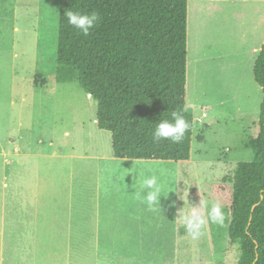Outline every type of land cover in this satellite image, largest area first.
Wrapping results in <instances>:
<instances>
[{
  "label": "rangeland",
  "instance_id": "obj_1",
  "mask_svg": "<svg viewBox=\"0 0 264 264\" xmlns=\"http://www.w3.org/2000/svg\"><path fill=\"white\" fill-rule=\"evenodd\" d=\"M225 5L227 12L216 22L223 35L213 43L208 30L209 19L215 18L209 14L211 3L204 0L199 8L195 2L189 4L186 108L193 116L190 158L187 162H163L113 159L111 134L96 125V101L77 83L55 82L59 0H0V264L81 262L79 255L54 253L66 240L55 230L48 232L36 252L30 229L32 205L37 199L43 217L50 219L59 211L72 218L85 209L87 245L92 246L96 232L99 245H103L107 231L100 230V224L88 214L95 203L93 187L106 182L125 189L116 195L117 202L125 207L138 204L143 217L148 218L147 222L120 224L114 241L126 247V240L140 237L143 252L108 258L87 254L82 255L81 264L237 263L239 247L228 238L225 211L223 226L209 223L213 248L208 245L209 238L202 251L189 243L178 262L168 244L173 240V225L167 221L177 178L183 184V211L189 208L188 197L194 187L195 203L203 201L210 208L212 203L203 198L204 182L232 176L238 163L254 159L249 146L253 126L234 111L245 104L240 102L243 95L248 112L259 117L263 94L252 71L245 72L243 64L264 42V0H235ZM210 47L225 53L227 60L222 65L203 57ZM227 96L236 101L222 106L220 102ZM103 156L106 161H101ZM113 167L118 170L107 172ZM153 174L166 185L157 211H149L133 198L139 191L138 179ZM109 244H113L111 240Z\"/></svg>",
  "mask_w": 264,
  "mask_h": 264
},
{
  "label": "trees",
  "instance_id": "obj_2",
  "mask_svg": "<svg viewBox=\"0 0 264 264\" xmlns=\"http://www.w3.org/2000/svg\"><path fill=\"white\" fill-rule=\"evenodd\" d=\"M188 0H59L57 84L77 83L96 101V125L111 134L118 160L187 162L193 116L186 108ZM98 13L84 36L65 12ZM261 88L254 159L232 176L203 184V198L228 215V238L239 247L236 264H264V43L254 62ZM180 112L190 124L182 142L153 139L160 120Z\"/></svg>",
  "mask_w": 264,
  "mask_h": 264
},
{
  "label": "crops",
  "instance_id": "obj_3",
  "mask_svg": "<svg viewBox=\"0 0 264 264\" xmlns=\"http://www.w3.org/2000/svg\"><path fill=\"white\" fill-rule=\"evenodd\" d=\"M204 0H188V7H187V19L189 17V4L191 2H195L201 6ZM207 2L211 3L212 8L209 9V14H212L215 18L212 17V19H209V26L208 30L212 31V33H209L210 38L212 39L211 42L215 43L219 40V37L222 36L223 30L219 29L218 24L216 22L220 21L219 18H222V15L227 12L223 8V6H226V3L229 2H235V0H207ZM224 9V10H223ZM223 10V12H222ZM206 13L208 10H205ZM188 26V21H187ZM241 39L244 38V34H240ZM213 37V38H212ZM235 40L239 41L240 37L238 35H235ZM210 42V40H209ZM264 43V42H263ZM262 43V44H263ZM256 44V43H255ZM261 44V46H262ZM259 45V44H257ZM261 46L259 48H254L251 53H249L245 59V64H243L246 70L252 71L253 76V66L254 62L261 50ZM204 54V58H209L210 61L213 64L216 65H222L223 61L227 60V57L224 52H221L218 47L208 48ZM207 54V55H205ZM202 58V57H201ZM235 62L238 59V56H234ZM190 62L188 60V53H187V60L186 64ZM238 63H236V75L237 78L240 75L237 71L238 69ZM240 65V64H239ZM247 73H245L244 78H246ZM186 78H187V65H186ZM254 79V77H253ZM187 82V80H186ZM255 82V81H254ZM187 87V83H186ZM259 87V86H258ZM260 88V87H259ZM233 89V88H232ZM235 89H233L234 91ZM261 90V88H260ZM246 95V99L247 94ZM240 102L245 101V104L242 103V106L239 108V110L234 111L236 112V115L239 117L241 116L243 121H245L247 124H251L253 126V133L250 134V141L252 138H255L258 135V121L259 117L256 118L252 116L251 113L248 112V105L245 99H243V95L241 97ZM236 99L234 97H224L222 101L220 102L222 106H225L227 104H233L235 103ZM261 104V103H260ZM210 109L213 108V106H208ZM208 107L206 109H208ZM260 108V106H259ZM246 129V127L244 128ZM113 158V157H112ZM115 159V158H113ZM106 157L103 156L101 158V161H106ZM117 160V159H116ZM107 172L118 170L115 167L106 169ZM182 180L177 178V183H175V189H174V198H173V204L171 206L172 211L170 210L169 214V220L168 223L172 224L173 227H170L173 231L171 235V239H173L171 242H168L169 248L172 250V252L176 255L177 261L180 262L181 258L180 255L182 254V250L184 251L189 248L187 244H191V248L198 249L199 251H202V249L205 247V243L207 242V239L209 238V246L213 248V240H212V233L209 224L207 225L206 230L204 231V235L199 238V240H192L190 236L186 234L183 235V231H185V228L182 224L181 217L182 215L187 214L190 212V207L192 205H199L198 203H195L196 198V192L195 187L191 193L189 198V203L186 211H183V187H182ZM188 185H192L191 183H188ZM115 184L106 182L102 184H96L95 187L92 189V196L93 199H95L94 207L91 213L88 215L93 217L95 223L98 225L100 224V230H106L107 235L104 238L103 245H99L100 241L97 238V232L94 236V241L92 246L87 245L86 236L84 234L85 231V223L87 220V212L85 209H81L78 211L77 215L72 218H68L66 216H62L61 212L55 213V217L50 219L48 215H45L43 217V214L41 213L42 210L39 208L41 202L39 199L35 201L32 205V223H31V229H30V237H31V243L32 245L38 249L43 246V240L45 237H47L48 232L51 230L56 231V235H62L66 240L64 241L62 247H59V251H56L54 253H64V254H76L79 255V259L82 262V259L84 258V255L87 254H95V255H102L104 258H108V255L112 254H140L143 251V244L144 240H142L140 237L138 240H126L125 243L128 244L126 247L120 246L117 244V242L114 241L115 238H117L118 230L120 229V224L122 223H133V222H147L148 218H144V212L141 210V207L133 203V205L129 206H123L121 203L117 202L115 200L116 195L122 191L124 192V188L119 186L118 189H116ZM195 186V185H193ZM85 190H88V188H85ZM85 192V191H84ZM90 192V191H88ZM56 205V202H55ZM86 206V205H85ZM75 212V211H73ZM138 229H142V227H139ZM76 231V233H75ZM53 236V234H52ZM43 237V238H42ZM206 238V239H205ZM111 240L112 245L109 244ZM203 242V245H202ZM206 245V247L208 246ZM121 248H128V251H123ZM83 255V258H82ZM96 261V256H95ZM80 261H78V264H81ZM122 263H124V259L121 260ZM133 264V263H131Z\"/></svg>",
  "mask_w": 264,
  "mask_h": 264
},
{
  "label": "clouds",
  "instance_id": "obj_4",
  "mask_svg": "<svg viewBox=\"0 0 264 264\" xmlns=\"http://www.w3.org/2000/svg\"><path fill=\"white\" fill-rule=\"evenodd\" d=\"M64 16L67 18L68 24L84 36L90 34V30L96 26L100 19L96 12L82 13L68 10ZM172 117L173 121L160 120L156 124L153 132L155 141L169 140L172 143L183 141L191 126L180 112H173ZM137 182L139 191L134 192L133 198L145 205L149 211L160 209V197L164 196L165 183L155 174L146 178L141 176ZM225 220L226 214L218 202H214L209 208L206 203L200 201L199 205H192L190 212L181 217L185 232L192 240L203 236L209 223L223 226Z\"/></svg>",
  "mask_w": 264,
  "mask_h": 264
},
{
  "label": "water",
  "instance_id": "obj_5",
  "mask_svg": "<svg viewBox=\"0 0 264 264\" xmlns=\"http://www.w3.org/2000/svg\"><path fill=\"white\" fill-rule=\"evenodd\" d=\"M89 97H91V96L89 95Z\"/></svg>",
  "mask_w": 264,
  "mask_h": 264
}]
</instances>
